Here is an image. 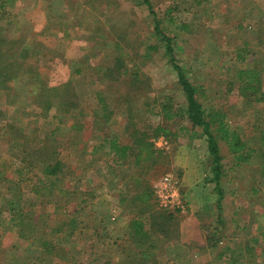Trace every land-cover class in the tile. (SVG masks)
Segmentation results:
<instances>
[{
	"label": "rangeland",
	"instance_id": "374dc122",
	"mask_svg": "<svg viewBox=\"0 0 264 264\" xmlns=\"http://www.w3.org/2000/svg\"><path fill=\"white\" fill-rule=\"evenodd\" d=\"M0 3V27L10 31L12 37L25 38L23 49L28 60L39 68L44 83L56 86L71 81L78 102L75 114L80 115L79 124L83 126L82 130L71 129L73 115L58 123L53 108L42 116L23 87L26 75L13 83L19 92L14 105H6L5 96L0 94V110L29 137L36 135L35 142H41L45 133L57 131L59 158L64 164L43 203L26 205L23 210L22 226L17 227L32 229L33 234L28 235L32 239L17 238L15 232L5 230L12 227L10 217L18 216L0 207V243L6 248L1 264H14V258L19 264L124 261L120 247L128 240L123 232L136 211L123 208L119 194L133 196L139 172L131 160L116 163L106 145L95 153L91 148L111 134L127 141L131 133L125 128L147 129L150 133L149 143L159 160L141 176V188L153 194L156 210L167 209L174 217L168 228L170 235L156 238L161 243L156 252L158 264H234L238 259L237 264H264V246L260 244L264 231H259L264 228V100H255L261 92L264 94V0H150L155 13L164 20L166 34L174 39L177 62L199 87L197 99L222 156L218 186L206 136L183 113L186 99L177 73L164 54L153 29V17L142 0ZM168 16L174 18V23L168 22ZM120 54L125 67L137 71V77L111 82L104 70L113 66L114 57ZM243 69L258 73L252 98L241 93L243 84L237 72ZM100 96L107 107L98 111ZM162 104L171 106L172 119L160 112ZM96 111L100 117L102 112L107 113L110 124L95 128L92 117ZM157 126L164 128L162 135L153 134ZM74 136L80 146H86L80 158L73 150ZM234 142L244 143V148L234 151ZM19 149L11 148L12 152ZM6 150L0 144V172L9 179L14 178L13 159ZM166 174H171L176 184L167 187L173 201L165 206L156 189ZM2 175L0 192L6 191L9 197V183L1 181L5 179ZM19 188L25 198L34 197L26 185ZM225 195L231 197L228 203H224ZM80 199L86 200L79 212L83 229L63 244L60 235L52 234L50 229L66 220ZM224 207L230 212L235 209V220L245 224L242 235L237 231L224 235L221 231L225 228ZM255 232L258 243L253 239ZM42 238L51 244L45 249L36 248L34 245L41 244ZM245 240L253 248L258 244L256 259L251 255L257 251H249ZM11 244L15 247L10 248ZM240 251H244L241 257ZM141 259L140 263H145Z\"/></svg>",
	"mask_w": 264,
	"mask_h": 264
},
{
	"label": "trees",
	"instance_id": "16d2710c",
	"mask_svg": "<svg viewBox=\"0 0 264 264\" xmlns=\"http://www.w3.org/2000/svg\"><path fill=\"white\" fill-rule=\"evenodd\" d=\"M142 3L147 6L149 13L152 15L153 29L156 37L162 43L164 54L177 73V81L186 99V107L183 113L186 114L191 125L201 127L203 134L206 136L207 150L213 162L212 170L214 173V180L218 186L222 172V156L220 154L217 139L210 129V122L206 119L205 110L197 99L199 87L187 78L184 68L177 62L174 53V39L172 36L166 34L163 28V18L155 13L150 0H142ZM0 6H2L1 3ZM167 20L170 24L175 21L172 16H168ZM9 32L10 31L6 28L0 27V94L5 96L6 105H14L15 102L19 100V92L16 91L13 83L20 75H26L28 76V80L23 87L27 90L30 103L37 105L42 116L46 117L48 111L53 108L55 109L53 117L58 123H63V121L66 122V120H69L71 115H73L70 124L71 129L82 130L83 126L79 124L80 115L75 114L78 109V102L71 81L68 80L56 86L46 85L40 76L39 68L36 64L28 60V53L23 49L25 38L22 35L12 37ZM114 60L113 66L104 70V76L111 82L114 80H122L124 79L123 77L127 76L128 78L137 77V71L130 72V70L125 67L121 54L118 56L116 55ZM237 75L241 84H243V86H241V93L245 97L252 98L253 93H255L257 89L253 85L254 81L258 79L257 71L254 69H243L239 70ZM247 91H250V93H247ZM255 100H264V94L261 92ZM98 103L100 105L98 111L107 107V104L101 96L99 97ZM160 109V112L166 119H172L174 117L170 105L162 104ZM98 111L95 112V116L93 114V126L102 129L104 125L110 124L109 122H111L107 115L109 110L106 114L102 112L101 117L99 116L100 114L97 115ZM128 119H130V117ZM54 129L56 130L57 127ZM125 131L131 133L127 141H121L118 135L111 134V137H104L102 141H99L98 146H92L91 151L95 153L97 148H102L106 145L116 163L124 164L131 160L139 172L138 174L140 177L134 179L133 196H128L126 194V196H122L123 193L119 194V196H121L119 198L120 205L123 208H133L136 211L135 214L130 217V222L126 231L123 232V236L128 240V244L120 247V254L124 258V261L120 260L122 261L120 264H141V258H143L145 262L142 264H146L147 262L158 264L156 252L161 249V243L156 238H158L160 234L164 237L170 235L171 232L168 228L172 221H174V217L173 213L167 211V209L164 211L160 209L156 210L153 205L156 201L153 194H149V192L145 191L148 190L147 188H141V184L143 183L141 176L159 160L157 151L153 149L152 144L149 143V139L151 138L150 133L147 129H133L129 131L128 128H125ZM153 131L154 135H162L164 128L162 126H157L153 128ZM56 132L57 131L51 130L45 133L41 142H35L36 135L29 137L15 126L12 117H8L4 110H0V144H4L7 148L6 151L11 154L14 175V178L8 179L0 172V176L2 175V177L5 178L1 181L4 183L8 181L9 183L6 190L7 193L10 194L9 197H6V191L5 194L0 192V207H7L12 213H17V218L10 217L13 221L12 227H5L7 228L5 230H12L15 232L17 238H24L27 240L33 238L32 236H28L29 232L33 234L32 229L17 227L18 225L22 226L24 220L23 214L25 213L23 210L26 205L36 207L37 204L43 203L45 194L53 191L54 184L62 171L64 164L59 158L61 144L57 138L58 134ZM18 146L20 149L12 152L13 150H11V148L16 149ZM72 146L75 155L80 158L86 146H80L78 138L75 136L72 137ZM232 146L234 151L239 152L244 148V143L234 142ZM79 166L83 168L81 164ZM15 178L16 180H14ZM22 184L26 185L29 191L34 194L33 198H25L23 196L19 188ZM16 188L18 189L16 190ZM140 193L141 195H139ZM218 194L220 197L221 192ZM122 202L125 204H122ZM84 203H86L85 199H80L76 202V206H73L68 218L62 221L56 228L50 229L52 234L60 235L59 241L61 243H68L70 241L69 239L75 235L77 230L79 232L82 231L83 226H81L82 220L80 219L81 215H79V212L82 207L81 204ZM33 218H35V215H33ZM29 225H31L30 228H33L32 222ZM40 241L41 244L34 245L36 248L45 249L48 244H51L50 241L43 238ZM114 246H116V243ZM14 247V244H11L10 248ZM5 251L6 248L0 243V258L5 255ZM15 259L16 258H14L13 263L17 264L18 261Z\"/></svg>",
	"mask_w": 264,
	"mask_h": 264
},
{
	"label": "crops",
	"instance_id": "0c3cea01",
	"mask_svg": "<svg viewBox=\"0 0 264 264\" xmlns=\"http://www.w3.org/2000/svg\"><path fill=\"white\" fill-rule=\"evenodd\" d=\"M231 194H232V192H231ZM223 199H224V203H228V201L231 199V197H229L228 195H225L224 197H223ZM222 199V200H223ZM223 218L225 219L224 221H225V228L223 229V230H221V231H223V233H224V235H231L232 234V232H234V231H237V233H241V235H242V231H245L246 229L244 228L245 227V224L244 223H242V222H239V220H235V209H232L231 210V212H230V210L229 209H226V207H224V209H223ZM263 224V223H262ZM260 232H262V231H264V228H262V229H260L259 230ZM257 233L258 232H255L253 235L254 236H256V237H254L253 239L254 240H256V243L257 242H259L258 240V237H257ZM226 237V236H225ZM184 239V238H183ZM242 239H243V237H242ZM262 239L263 240H260V244L261 245H263L264 246V235L262 236ZM184 241V240H183ZM245 242H246V247L248 248V247H250V248H248V250L249 251H251V252H253L254 250L255 251H257V252H254L251 256H253V258H255L256 259V256H258L257 255V253H258V250L259 249H257L258 248V244H256L257 246H255V247H257V248H253L251 245H250V242H247L246 240H245ZM240 243H242V241L240 242ZM248 243H249V245L250 246H248ZM118 245V244H117ZM246 250V249H245ZM247 251V250H246ZM243 252L244 251H240V257L242 256V254H243ZM238 261H239V259H238ZM237 260H234V264H237L236 262H238ZM231 262H232V260H231ZM17 264H18V262H17Z\"/></svg>",
	"mask_w": 264,
	"mask_h": 264
},
{
	"label": "built area",
	"instance_id": "2783aa9c",
	"mask_svg": "<svg viewBox=\"0 0 264 264\" xmlns=\"http://www.w3.org/2000/svg\"><path fill=\"white\" fill-rule=\"evenodd\" d=\"M160 181L161 184L157 185L156 192L161 199V203L166 206L168 203H171L173 201L171 198L172 194L167 190V187L172 184L174 185V183L176 184V181L173 179L171 174L164 175ZM163 185L165 187V190Z\"/></svg>",
	"mask_w": 264,
	"mask_h": 264
}]
</instances>
